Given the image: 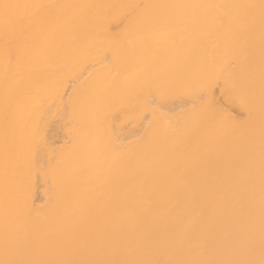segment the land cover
Returning a JSON list of instances; mask_svg holds the SVG:
<instances>
[{
	"label": "bare ground",
	"instance_id": "bare-ground-1",
	"mask_svg": "<svg viewBox=\"0 0 264 264\" xmlns=\"http://www.w3.org/2000/svg\"><path fill=\"white\" fill-rule=\"evenodd\" d=\"M0 264H264V0H0Z\"/></svg>",
	"mask_w": 264,
	"mask_h": 264
},
{
	"label": "rangeland",
	"instance_id": "rangeland-1",
	"mask_svg": "<svg viewBox=\"0 0 264 264\" xmlns=\"http://www.w3.org/2000/svg\"><path fill=\"white\" fill-rule=\"evenodd\" d=\"M218 91V88L216 89V92ZM216 99L218 101H221L220 103L222 104V102L224 103L225 107H228L229 105H226L227 103L224 102L223 98L220 96V93L218 92L216 95ZM223 105V104H222ZM230 110L232 111V113L238 117V118H243L244 116V112L239 109L238 107L235 106H230ZM146 118V115H143V119ZM141 120L135 119L133 117L127 119L125 117L122 116H117L114 118V123L119 125V129L120 132H122L123 130L129 129V128H137V126L139 124H141ZM59 124H58V119L57 117H52L46 125V130L48 131L47 136L49 138H51V141H53L56 145L61 144L63 141H66V135L63 133V131L61 129L58 128ZM42 186H39L38 190H37V200L40 203L42 200Z\"/></svg>",
	"mask_w": 264,
	"mask_h": 264
}]
</instances>
